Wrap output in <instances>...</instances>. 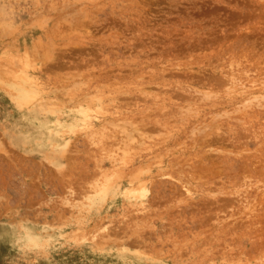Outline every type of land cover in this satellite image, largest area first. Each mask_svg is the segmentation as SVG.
I'll list each match as a JSON object with an SVG mask.
<instances>
[{
    "label": "rangeland",
    "instance_id": "obj_1",
    "mask_svg": "<svg viewBox=\"0 0 264 264\" xmlns=\"http://www.w3.org/2000/svg\"><path fill=\"white\" fill-rule=\"evenodd\" d=\"M0 264H264V0H0Z\"/></svg>",
    "mask_w": 264,
    "mask_h": 264
},
{
    "label": "bare ground",
    "instance_id": "obj_2",
    "mask_svg": "<svg viewBox=\"0 0 264 264\" xmlns=\"http://www.w3.org/2000/svg\"><path fill=\"white\" fill-rule=\"evenodd\" d=\"M129 123V122H128ZM156 123V122H155ZM151 125H149V127H150ZM146 129V128H145ZM138 130V129H137ZM142 136V135H141ZM132 138V137H131ZM142 142V141H141ZM137 145H139V144H137Z\"/></svg>",
    "mask_w": 264,
    "mask_h": 264
}]
</instances>
